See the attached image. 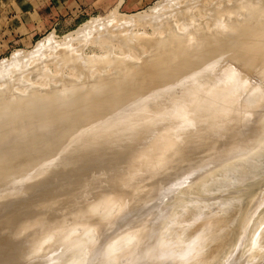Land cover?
Listing matches in <instances>:
<instances>
[{
    "label": "bare ground",
    "instance_id": "obj_1",
    "mask_svg": "<svg viewBox=\"0 0 264 264\" xmlns=\"http://www.w3.org/2000/svg\"><path fill=\"white\" fill-rule=\"evenodd\" d=\"M204 1L208 3L210 0ZM235 1L236 3L233 0V4L236 8L234 5L225 8L230 9V16L227 10V13L225 12L227 17L220 14L219 2L216 1V5L208 3L209 9L210 6H214L211 8L214 12L211 9H207L209 10L207 12L208 6L204 7L201 0H193L191 3L186 1L192 5L191 7L195 3L192 9L186 6L185 2H183L185 6L180 7L179 0H160L147 11L133 14V16L120 15L118 10L114 9L107 17L88 20L65 38L59 39L51 33L39 40L33 49L17 50L10 60L0 61V120L11 119L7 126H0V166H7L6 173L9 176H27L41 172L59 173L65 171L63 167L70 163L81 164L95 158H101V163H103L128 158L132 154L138 157V161L134 162L138 167L136 172H130L131 170L128 169L127 173L119 174L117 170L114 174L108 172L106 178L99 174L80 175L72 179V181L75 180L74 182L65 184L64 188L57 189V191L54 189V195L58 199L71 200V206L67 209L63 204H60L57 209H51V216L54 218L51 223L54 225L66 222L75 223L74 225L80 229L86 225L89 227L90 218H95V210L92 212V209L97 204H102L101 211H99L102 218L101 226L97 222L100 226V229L97 228L100 233H98L97 240L93 241L94 245L98 242L102 243L100 246L97 244L99 246L97 249L88 245L91 251L94 249L91 259L76 258L77 264H82V262L84 264H113V261H116L115 259L109 261L112 257H116L115 252V256L111 255V258L105 256L112 251V249L109 250L111 246L116 249L114 242L107 241V238L117 233L128 223L131 216L135 212H141V209L123 211V215L120 212L121 215L118 214V217L114 212L115 217H109L110 210L114 207L110 209L108 204L114 198L118 202H126L124 197L133 195V193L128 195L126 188L128 191H134L139 179H141V184L136 192L137 195L143 196L137 205H141L142 202L150 203L155 196L147 198L157 193L166 183L165 181L168 180L169 183L182 174H188L187 177L190 175L188 178L190 181L198 174L210 171L203 186H205L206 193L214 195L217 192L225 193L235 187L239 188L256 174L264 171V114L258 111L264 104V97H262L263 102L255 104L257 107L253 109L248 122H244V127L241 126L242 130L236 126L237 131L230 134L229 130L237 121V117L227 118L225 115L229 110L238 112V115L244 114L247 111L244 107L251 102L255 103L253 96L264 88V82H257H262L264 79L256 76L253 85L260 87L254 89L250 98H247L242 106L233 105L239 99V97L232 98L238 90L237 82L226 89L223 88L224 90H221L219 86L233 77L234 72L240 68H247L246 74H250L253 67L264 65V0ZM201 2L203 5L199 4ZM230 2L229 4L232 5ZM198 5L201 6L198 7ZM195 7H204L199 11L204 12L205 9L207 14L212 12L210 16L213 13L215 15L211 16V20L204 21L205 19L200 17L202 12L198 11L200 19L191 15ZM222 9L225 11L224 7ZM146 27L151 28L153 32L156 29V33L152 35V43L147 41L146 43L150 42V44L143 46L144 41L152 37L151 33L148 35L145 32V29H148ZM135 28L143 30L136 34L133 31ZM157 28H162L163 32L164 29L169 30V32L167 30L169 36L166 40L159 38L164 37L165 32H161L159 36L160 30ZM139 45L143 46V49L142 47L140 49L141 52L138 50ZM88 46L101 48L104 53L100 56L85 55L84 51ZM134 48L137 49L134 50ZM126 54L129 56L125 57ZM53 62L56 64H52L54 66L52 69L50 65ZM70 67L73 69L75 67L76 72L69 69L68 73L66 70ZM47 68L52 69L50 73ZM44 71L49 78L54 75L53 80L47 77H43L45 80L41 78L45 75ZM64 73L69 76L62 75ZM241 74L244 75L243 72ZM35 75L38 79L44 80V83L39 82L42 85L38 84ZM245 75H240L237 79L246 77ZM73 76L75 79L72 78ZM91 76L96 77L93 80L91 78L90 82L88 78ZM236 76L235 74L234 78ZM33 77L37 82L35 80V83L31 82ZM14 79H21V82L28 79L27 82L30 81L31 85L29 88H27L29 85L23 87V82L21 85L19 80L17 82V80L13 81ZM46 80L53 81L51 82L52 86H55L52 87L53 90L49 89L51 84ZM27 82L26 84H30ZM32 84L39 88L32 87ZM43 84H47L46 87ZM82 99H85L84 104L78 105ZM231 100L234 101L230 102ZM216 119L219 120L214 123ZM103 120L105 123H100ZM173 121L178 122V126L170 129L169 126ZM202 124H210L212 127L207 134L202 136L198 144H194L196 140L194 141L193 137L198 133L195 132V128ZM256 126H259L258 130ZM81 130L85 132V135L78 134L79 136L76 137ZM79 149L82 151H78ZM182 149H185L186 153L181 158L177 156L163 158L168 153L173 155L174 151ZM191 151H194L195 155H191L194 154ZM189 152L191 154H188ZM67 155L70 156L66 157ZM78 167L82 168L81 165ZM78 167H75V170H80ZM123 177L124 180H122ZM117 180L122 188L126 187L123 192L107 193L104 189L108 190L111 186L114 188ZM212 183L217 185L212 187L210 186ZM207 185H209L208 188ZM200 186L202 187V184ZM132 199L130 203H134L137 198L133 195ZM225 199L214 204L212 208L209 205L210 208H208L212 210L213 217L207 223L205 222L206 224L202 221L205 226L195 232L197 220H192V215V217L189 216L191 218H184L182 214L187 208L201 204L200 201L182 205L175 204L170 210H158L169 212L166 213L167 217L164 221L159 220V225L156 224L153 229H149L148 234H141L140 230L147 228V223L143 219L139 220V228L131 232L134 235L133 241H138L134 243L135 248L130 249L131 255L127 257V264H146L152 256L157 258L155 264H186L195 258L198 261L201 260L199 264H207L208 261L204 263L206 261L203 259L208 248L212 249L213 245L218 246L219 249L222 247L227 240L222 230L228 228L237 216L236 211L240 212L241 209H239L240 196L226 201L224 205ZM85 202H90L87 210H85L86 207L81 209ZM127 203L123 205L126 207ZM58 209H61V212ZM200 209L199 213H193L194 216L204 214ZM243 217L242 220H244ZM202 222L201 225H203ZM11 226L6 222H0V264H53L54 261L58 262L60 257L67 258L70 253L68 251L69 253L66 254V251H61L62 246H59L58 251L53 253L54 255L46 254L48 256L46 258L45 256L44 258L34 256L33 251L38 245L34 246V241L25 235L26 238L20 239V237L21 241H19L15 229ZM49 226L46 224L42 227L38 226L42 229H39L41 230L39 232L42 234L46 227L51 228ZM70 226L73 227L72 224ZM178 228L182 229L178 231ZM3 229L6 230L4 231L6 235L2 234ZM37 230L34 231L35 233H30L31 238L39 233ZM197 232H200L198 238L196 237ZM177 234L181 235L180 238H175L174 235ZM146 235L149 236L148 244L154 246L148 258L139 256V250L141 251L142 248L139 246L143 243L139 240L145 239ZM66 236L69 238L72 235ZM87 238L89 239V236ZM74 239L69 240L71 244L76 242L77 239ZM60 243L65 246L67 240L66 242L60 240ZM76 243L72 245V248L76 246ZM82 245L81 242V247ZM146 249L145 252L149 250ZM245 250L248 249H244V252ZM207 253L209 257V252ZM246 253L241 256L239 264L247 258L248 253ZM123 254L122 252L121 255ZM222 254L223 251H220L217 256L220 257ZM201 255H204V258H199ZM116 259L119 260L117 257ZM65 264L75 263L68 259ZM114 264L118 263L114 262Z\"/></svg>",
    "mask_w": 264,
    "mask_h": 264
},
{
    "label": "rangeland",
    "instance_id": "obj_2",
    "mask_svg": "<svg viewBox=\"0 0 264 264\" xmlns=\"http://www.w3.org/2000/svg\"><path fill=\"white\" fill-rule=\"evenodd\" d=\"M19 1H20L21 4H25L21 0H16V1L12 0L10 2L9 6L11 8L13 7V8L16 9V7H17L19 9L21 7V5L18 3ZM91 1L92 0L89 1L90 4H92ZM158 1H160V0H95L94 9H93L92 12L90 11V12L87 13L85 11V12L82 13V10H87V7H81V5L78 4V6H79L78 9H76V7H72L71 5H69V9H70L68 11L69 15H57V14H55V10L51 11L49 7H47L48 8V10H47V8L44 7L45 4L48 3L47 1L45 2V1H42V0H38V2L35 3V7L38 8V6H39V7L43 8L44 12H42L41 14L44 13L45 18L42 20L43 26H41V28L38 29L39 30L38 33L34 37L30 38L29 40L25 39V40H23L21 42L20 40L23 37L22 38L19 37L21 35V33L18 30V28H16L15 25L12 24V23H7V22H9L8 19H7V17H9V16L7 14L0 15V61H2L3 59L10 60L12 58L11 56H13L12 54H14L17 50H23V49L24 50H31V49H33V47L35 46V44L39 40L45 38L46 36L50 35L51 33L55 34L59 39L65 38L66 35L68 36L70 33L76 31L78 28H80L88 20H90L92 18H99V17L104 18V17H107L109 15V13H111L114 9L118 10V13L120 15L124 14V15H127V16H131V15L133 16V14L136 15V14H140V13H142L144 11H147L150 7L155 5L156 2H158ZM186 1L187 2L189 1V3H191V1H193V0H186ZM186 1L179 0L178 5L181 2L180 3V7H181V5L185 6L187 4L186 6H189L192 9L194 7L195 3L193 5V7H191L192 5L190 4L191 5L190 6L188 3H186ZM201 1H203L204 7H205V5H206V7L208 6V8H206V10L209 9V5H208L209 2H211V4L213 3V5H214L215 1L219 2L218 3V5L220 7L219 11L221 12L220 14L223 15V17H227V14H226L227 12H228V16H230V14H229L230 9L227 10L225 8H230V7H233V5H234L233 4V0H230L231 2L228 1V0L227 1L226 0H215V1L214 0H210L208 2V0H207L206 2H208V3H205L204 0H201ZM85 2H86L85 4H87V0ZM183 2H185V5L183 4ZM229 2L232 3V5L229 4ZM203 3L201 2L199 4L203 5ZM234 3H236L235 0H234ZM215 5H216V3H215ZM25 6L26 5L22 6V8H24ZM118 6H119V9H118ZM196 6H197V4H196ZM200 6L198 5V7H200ZM6 7H7V5H6ZM204 7L198 8V9L195 7L196 8L195 10H197V11H195L193 9V12L190 10L192 12V13L190 12L191 15H194L195 17L199 18L200 14H198V11L200 9L203 10ZM210 7L214 8V6H210ZM222 7H224L225 11H223V9L221 10ZM216 8H217V6H216ZM235 8H236V6H235ZM2 9H5L4 5H1V10ZM206 10L204 9V12L199 11V13L202 12L201 13L202 16H200V17L202 19L204 18L205 19L204 21H207L209 19L211 20V16L215 15V13H213L210 16V14L212 12H214L212 9H211L212 12H210L208 14L205 12ZM209 10H207V12H209ZM226 10H227V12H226ZM66 12H67V10H66ZM75 12L76 13L78 12L79 16L77 18H73L72 17L73 16L72 13L75 14ZM203 15H204V17H203ZM238 15H240V14H238ZM243 15L244 14L242 13V16ZM208 17H210V18H208ZM53 18H56L57 21L53 20ZM219 18H220V16H219ZM197 21H200V20L197 19ZM204 21L201 20V22H204ZM51 23H53V25H55V26L51 25ZM30 24H33V23H29V25ZM50 26H52V27L50 28ZM146 28H148V29L147 30L145 29V32L148 35L151 33L150 35L152 36L154 32L156 33V31H155L156 29L155 28H154L155 30L153 29L154 32L152 31L151 28H149V27H146ZM157 29H159V28H157ZM142 30H143L142 28L133 29V31L135 33L137 32L138 34H139V32L141 33ZM159 30H160V32H159L160 35H159V33H157L159 36H161V32L162 33L165 32L164 37L161 36L162 38L161 37H159V38L161 40L163 38H164V40H166L168 38V36H169V33H168L169 30L168 29H164V32L162 31L163 30L162 28L159 29ZM167 30H168V32H167ZM15 31H17V32H15ZM155 33H154V35H155ZM143 34H145V33H143ZM147 34H145V35H147ZM153 36L148 38V39H146L144 41L145 43L143 41H140V42H142V44L144 43L143 46L144 45L147 46V44H150V42H148V43H146V42L147 41H151V43H152L153 40H151V39H153ZM157 37H156V39H157ZM75 46H77V44H75ZM143 46L139 45V48L137 47L138 50H140L141 47L143 49ZM136 49L134 48V50H136ZM141 51L142 50H140V52ZM84 52H85L84 54L88 55V56H95V55H99L100 56L101 54L104 53V51L101 48H98V47H95V46H88L85 49ZM127 52H129V51L127 50ZM135 52L138 53L137 51H135ZM128 56L129 55H127L125 57H128ZM52 64H56V63L53 62V63H51V65ZM51 65H50V67H52V69H53L54 66L53 65L51 66ZM111 67H113V66H111ZM69 69H72L74 71L76 70L75 67H74V69H73V67H70V68H68L66 70L68 73L70 72ZM51 70H48V68H47V71H49L48 73H50ZM93 70L94 69H92V71ZM246 70H248V69L247 68H240L238 71L234 72L233 77H230L227 80V82H222L221 84H219V86L222 88L221 89L219 87V89L224 90L223 88L226 89L227 87L231 86V84L233 85L235 82L238 83V90L234 93L232 98L235 99L236 97L237 98L239 97V99L236 100L235 101L236 104H233V105L239 104L240 106H242V104H244L245 101H247L246 99L250 98L249 96L254 91V89H257L258 87H260L259 85H256V84L253 85V81H255L254 79L256 78V76H258V78H260V79H264V72H263L264 71V65H258V66L253 67L252 70L250 71V74H246V72H247ZM260 71H261V73H259ZM41 72H43V71H41ZM241 72H243L244 75L246 74L245 75L246 77L237 79L238 76H240V75L244 76V75L241 74ZM33 73H36V72H33ZM37 74L43 75V74H45V71H44L43 74L42 73H37ZM51 74H50V76H52ZM235 74L237 75L236 78H234ZM62 75H64V76L68 75L69 76V74H66V73H64ZM32 76H34V74L31 75V78H32ZM56 76H59V75H56ZM35 77H37V79H38L37 75H35ZM35 77H33V80H31V82H33L34 80L37 82ZM43 77L44 78L47 77L50 80L52 79V77L49 78V75L47 76L46 74L44 76H41V78H43ZM95 77L96 76H93V77L91 76V77L88 78V80L90 81L91 78L93 80V79H95ZM72 78H74V76ZM28 79H26V81L22 80L23 87H24V85H26V86L29 85L27 88L30 87V85H31L30 81H29L30 84H26ZM16 80H17V82L20 81V83L22 85L21 79L20 80L19 79H14L13 81H16ZM232 80H233V82H232ZM13 81H11V85H13L12 84ZM35 81L33 83H35ZM41 81L42 80L38 79V84L42 85V83H44L43 81H42V83H39ZM46 81H45V83H46ZM48 81H47V83L51 84V88H49L51 90L52 87H53L51 82H53V81H49V82ZM24 82H25V84H24ZM29 82H27V83H29ZM263 82L264 81H262V82L258 81L257 83H263ZM20 83H18V85H20ZM8 84H9V82H8ZM38 84L36 83V85H38ZM33 85L34 84H32V87L36 86V85H34V86ZM41 85H40V87H41ZM46 85H44V86L46 87ZM26 86H25V89H27ZM38 86H36L35 88H37ZM12 87H14V86H12ZM239 87H240V91L241 92L239 91ZM22 90L24 91L23 88H22ZM260 92L253 96V97H255L254 98V100L256 101L255 103L251 102L250 104H247L244 107V109H247V111L244 114L238 115V112H234L232 110H229L227 113H225L227 118L237 117V121L235 122V124L232 125L233 129L231 127L230 130H229L230 134H232V133L237 131V127L236 126H239V128H241V130H242V127H244L243 125L248 122L249 118H251L249 116H251V113L253 112V109L255 107H257V106H255V104L256 103L259 104V103L263 102L262 97H264V88ZM232 101H234V100H231L230 102H232ZM84 102H85V99H82V100H80L78 102V105H82V104H84ZM263 106H264V104L261 105V107L258 109V111L264 114V107ZM218 120L219 119H216L214 123H216ZM10 122H11L10 118H8L6 120H0V126H4L5 127L8 124H10ZM221 122H222V119H221ZM100 123H102V124L105 123V120L101 121ZM21 125L25 126V124H21ZM177 126H178V122L173 121L170 124L169 128L170 129H172V128L174 129ZM211 127H212V125H210V124H206V125L202 124V125L197 126L195 128L196 129L195 132L196 133L198 132V133L195 134L197 137L196 136L193 137L194 141L196 140L194 142V144H198L200 139L202 138V136L207 134ZM258 129H259V126H256V130H258ZM78 134L83 136V135H85V132L82 131V130L79 131L77 133L76 137L79 136ZM198 135H199V137H198ZM263 135H264V133H263ZM191 141H193V139ZM82 149H79L78 151H82ZM192 152L194 154H191ZM185 153H186V150L182 149L180 151H174L173 155L168 153L163 158L164 159H168L170 156H177L178 158H181L182 155H184ZM191 153L189 152L188 154L195 155L194 151H191ZM69 156L70 155H67L66 157H69ZM101 161H102L101 158H95V159H93L91 161H88L86 163H81V164L80 163H70V164H68V165L63 167V169H65V171H63V172L53 173V174H48L46 172H41V173L31 174V175H27V176H19V175L9 176L6 173V167L7 166H0V222L1 223H3V222L5 223L6 222V223L12 225L11 227H13L15 229V231H16L15 233H17L18 239L20 237H21L20 239H23V237L24 238L27 237L28 239L29 238L32 239L34 241V246L36 244L39 246V248H37L38 246H36L35 251H33V253H34L33 255L34 256L38 255V257H40V258H44V256H45V258H46V257L52 255L53 253L57 252L58 249H59V246H62L61 247L62 249H60V250L61 251H66V254H68L70 252L69 253L70 255L68 254L67 258L66 257L65 258L64 257H60L59 261L58 262L54 261L53 264H65L68 259H71V261H73V263L77 264V259L76 258H85V259L89 258V259H91V257H92L91 254H93V250H94L93 248L94 247L96 249L99 248V246L102 243V242H100V243L98 242L97 244H99V246H97V244L94 245L95 244L94 242L98 238V233H100L99 229H100V226L102 224L101 223V219L102 218L100 217L101 213L99 212V211H101L102 204L99 203L100 206H97L99 204L96 205L97 207L94 206V208L92 209V212H94L93 210H95L94 213L97 214V215L94 214V217H95L94 219L92 217L90 218L89 227L86 225L87 228L84 227V228H81V229L78 228L77 226H75L74 225L75 223H66V222H64V224L62 223L63 225L61 224L62 226L61 225L52 224L51 222H53L54 218L51 216V209L59 208L60 204H63L66 209H67V207L71 206V200L65 199V201H62V200L58 199L57 196L54 195V189H56V191H57V189L64 188V185L67 184V183H71L72 179L75 178L76 176H80V175H83V176L92 175L93 176V174H99L100 176H104L106 178L108 172L110 174H114L118 170L119 174H123V173H127L126 170H128V169L131 170L130 172H136V169L138 168L134 164V162L138 161V157L135 154L129 155L128 158L119 159L117 161L115 160V161H108V162H103V163H101ZM80 165L82 166V168L78 167ZM75 167H78L80 170H75ZM209 174H210V171L207 172V173L202 172L201 174H198L195 177V179H192L190 181L188 180L190 175L187 177L188 174H182L180 176H177L174 179H172L169 183H168V180H167V181H165L166 183L158 190L157 193H155V194H153V195H151L150 197L147 198V199H149V198H152V197L155 196L150 203L149 202H146V203L142 202L141 205H137V204L139 203L138 201L141 200V197L143 195H141V194H140L141 196L137 195V192H136L137 189L140 187L141 179L137 180V187H136V189L134 191H128V188L125 187L127 189L126 190L127 194L131 195V193H133L134 197L137 198V199L135 200L134 203H130L131 200H133L132 199L133 195L131 197H124L125 201L128 202L126 207L124 206L126 204V202H124V201L118 202L117 200H115V198H114V200L112 199L111 201H109L108 205H109L110 209L113 208V207L114 208L112 209L113 212H112V210L109 209L110 212H111V214H109V217L110 216L111 217H115L116 215L118 217L119 216L118 214H120V212H122L121 214L123 215L124 214L123 211L127 212L129 209H135V211L141 209V212H139V211L137 213L135 212L131 216V218L128 221V223H126L121 229H119V231L117 232L118 234L115 233L112 236H110L109 239L107 238V241L114 242L113 243L114 244V248H116V249H113V246H111L112 248L110 247L109 250L112 249V251L111 252L107 251L108 253L105 254V256H107V258H111V255L115 256V253H116V257L119 259V260H117L116 257H112L111 259H109V261L110 260L112 261V259H115L117 262L113 261V264H114V262L118 263V264H119V262L121 264H127V261H128L127 257H129L131 255L130 249L133 250V248H135L134 243L136 244L137 241H138V240H134L135 242L133 241L132 237L134 235H132L131 232H133L134 230L139 228L138 226H140V224L138 225V222H140L141 219H143L144 222L147 223V228H144V229L140 230L141 234H148L149 231L151 229H153V227L156 224L157 225L160 224L159 220H163L164 221L166 219V217H167L165 215L169 211H164V212L161 211V212H159L158 210H170L172 208V206L175 205V204L176 205H178V204L182 205L184 203L186 204V203H189V202H199V201H200V203L202 202L201 204H197L194 207L187 208L188 210L186 209L185 212H183V214H182V216H185L184 218H186V217L187 218H191L193 216L192 220H197V222H196L197 225L195 223V230H194V232H195L196 230H200L201 228H203L205 226V224L207 223V221L210 218L213 217L214 214H213L212 210L209 209L210 208L209 205L212 208L213 206H215L214 204H216L217 202H219L221 200H224L226 198L225 202H224V205H225L226 201H228V200L230 201V199H233V198H235L237 196H240V205H241V206L239 205L240 206L239 209L241 208L240 212L236 211L237 212V216L235 217V220L232 223L229 224L228 228H225L224 230H222L226 234V237H227L226 239L227 240H225V242L222 244V247L220 249H219L218 246L215 247L216 245L215 246L214 245L211 246L212 249H210V247H209L208 251H207V252H209V257H207L208 253L206 252V254H205L206 256L201 255L202 257L200 256L199 258H204L205 257L203 259V261H206L204 263H207V261H208L207 264H239L238 261H240V259L242 258L241 256L245 255V253L247 251L248 256H246L247 258H245V259H243L241 261V264H250V263L251 264H264V258H263V256H264V218H263L264 217V171L256 174L254 177H252L246 183H244L241 187L238 186L239 188L235 187V188H233L231 190H228L225 193L217 192L214 195L206 193L205 192V186H203V182L207 180V177H208ZM122 180H124V177L122 178ZM74 181L75 180H73L72 182H74ZM201 184H202V187L200 186ZM114 185H115L114 188L111 186L108 190H106V189H104V190L107 193H117V192H123V190L125 189V188H122L119 180L115 181ZM216 185L217 184H213L212 183L210 186L213 187V186H216ZM206 187L208 188L209 185H207ZM241 190H243V191H241ZM165 193H167V194H165ZM229 194H230V196H229ZM233 194H235V195H233ZM177 197H181V198H177ZM262 197H263V199H262ZM204 202H205V204H203ZM206 203H209V204H206ZM89 204H90V202L83 203V205L81 206V209H84L86 207L85 210H87L88 207H89L88 206ZM204 205H206V206H204ZM122 207H124V208H122ZM204 208H206V209H204ZM199 209L202 210L205 215L202 213L203 215H201V216H198L199 214L194 216V214L199 213ZM85 210H83V211H85ZM118 210H119V212H118ZM190 210H191V212H189ZM58 211L61 212V209H58ZM103 211L105 212V209H103ZM114 212H115V216H114ZM188 213H190V214H188ZM187 214H188V216H186ZM92 215H93V213L91 214V216ZM239 215H240V218H239ZM163 216H165V218ZM189 216H191V217H189ZM242 216H244L243 217L244 220H242ZM117 217H116V219H117ZM195 217H197V218H195ZM96 218H98V219H96ZM202 221L204 223L205 222L206 223L204 224ZM97 222L99 223L100 226L97 225L98 224ZM201 222H202L203 225H201ZM258 222H259V224H258ZM41 223H43L42 226H45V224H46V225H50L49 227H51V228L47 229V227H46L47 231H46V229H44L43 233L41 234L39 232V231L42 230L40 228V227H42ZM198 223H200V224H198ZM71 224L73 225V227L70 226ZM52 225H54L56 227L53 226V229H52ZM127 225H129V226H127ZM200 225H201V227H200ZM38 226H40V227H38ZM253 226L255 227V229H254ZM37 228H38V230H37ZM71 228H72V232H71ZM88 228H90V229H88ZM97 228H99V229H97ZM182 228H184V226ZM182 228H178V231L180 229H182ZM39 229H41V230H39ZM55 229H57V230H55ZM95 229H97V230H95ZM36 230L39 233H37L34 236L35 238L34 237L31 238L30 237V233H35ZM261 230H262V232H261ZM4 231H6V230L3 229V231H2L3 233L2 234L6 235L4 233ZM67 231L68 232L70 231V233H68ZM166 231H167V229H166ZM44 232H45V235H44ZM50 232H52V233H50ZM197 233H198V235H196V237L198 238L200 236V232H197ZM38 234H40V235H38ZM69 234L72 235V236L67 238L68 236H66V235H69ZM127 234H130V235H127ZM259 235H261V236H259ZM85 236H86V238H85ZM88 236H89V239L87 238ZM90 236H91V238H90ZM174 236H175V238H180L181 235L177 234V235H174ZM250 237H252V238H250ZM36 238H37V240H36ZM46 238L49 239V240H47ZM65 238L67 240V244L65 245L66 247L64 246V244H61L63 242L60 243V240L66 242V240H63ZM74 238L77 239L78 241L75 240ZM94 238H96V239L94 240ZM20 239H19V241H21ZM50 239L52 241H55V242H52ZM53 239H55V240H53ZM73 239L77 242L76 243L74 241L76 243V246L79 244L78 247H76V246L74 247V248H76V250L74 248H72V245L75 244V243H73V244L70 243V241L73 240ZM81 239H83V240H81ZM85 239L90 244L88 242H86ZM114 239H116V240H114ZM194 239H196V238H194ZM124 240H126L127 242L126 241L123 242ZM139 241H142L143 243L142 242L141 243L144 245V246L142 244H141L142 246L138 245L139 247H142L141 251L139 250V252H140L139 256L141 255V257L145 256L146 258H148L149 255L151 254L152 249H154V246L152 244H151L152 247H151V245L148 244L149 236L146 235L145 239L139 240ZM50 242H52V244ZM81 242L83 244L82 247H81ZM118 242L119 243L121 242L123 244H121V243L119 244ZM43 243H44V245H43ZM125 243H127V244H125ZM58 244H60V245H58ZM68 244H70L71 246L68 245ZM115 244H116V246H115ZM88 245L93 247L92 251H91V247H89ZM248 245H250V247ZM42 246L43 247L46 246V247L43 249ZM120 246H121V248H119ZM123 246H125V247H123ZM228 246H230V247H228ZM86 247L89 248V249H87ZM117 247H118L119 250L117 249ZM145 248H147L149 250L146 249L147 251L145 252ZM246 248L248 250H245V252H244V249H246ZM77 249H78V251H77ZM213 249H215V250H213ZM39 250L41 251V253H39L40 252ZM71 250L73 251V253H72ZM220 251H223V254L219 257V255L217 256V254ZM35 252H37V253H35ZM75 252H77V253H75ZM122 252L124 253L123 254L124 256L121 255ZM132 252L134 253V251H132ZM142 252H143V254H141ZM81 253L82 254L84 253V254L82 255ZM43 254H45V255H43ZM46 254H48V256ZM75 254H77L79 256H77ZM117 254H118V256H117ZM71 255H73L75 257H73ZM125 255H128V256H125ZM206 258H208V259L210 258V259L208 260ZM261 259H263V260H261ZM107 260H105V262H108ZM120 260H122V261H120ZM156 260H157V258L155 256H152L151 258L149 257V259L146 261V264H155ZM200 261L201 260L198 261L197 258H195L194 260L189 261L186 264H199ZM82 264H84V262H82ZM94 264H97V263H94Z\"/></svg>",
    "mask_w": 264,
    "mask_h": 264
},
{
    "label": "crops",
    "instance_id": "obj_3",
    "mask_svg": "<svg viewBox=\"0 0 264 264\" xmlns=\"http://www.w3.org/2000/svg\"><path fill=\"white\" fill-rule=\"evenodd\" d=\"M12 0H0V15H5L7 14L9 17H7L8 21L7 23H12L15 25L16 28H18V30L20 31L21 35L19 36L20 38H22L20 41L22 42L23 40L27 39L29 40L30 38L34 37L37 33H38V29L41 28V26H43V22L42 20L45 18L44 13L41 14L42 12H44L43 8L39 7H35V3L38 2V0H21L23 1L25 4H21L20 1L18 2L21 7L18 9L16 7L15 8H11L9 6L10 2ZM16 1V0H15ZM35 1V2H34ZM42 1H47L48 3L45 4V8L49 7L51 11L55 10V14L57 15H69L68 11L69 9V5H71L72 7H76V9L79 8L78 4L81 5V7H87V10H82L83 12H92L94 9V3L95 0H92V4H90V0H87V4H85L86 0H42ZM89 2V3H88ZM1 5L5 6V9L1 10ZM7 5V7H6ZM26 5L24 8H22V6ZM51 6V7H50ZM48 10V8H47ZM67 10V12H66ZM72 17L73 18H77L78 12L75 14L72 13ZM6 18V17H5ZM53 20H56V18H53ZM73 20V19H72ZM29 23H33L30 24ZM18 25V26H17ZM51 25H53V23H51ZM55 26V25H53ZM52 26H50L51 28ZM17 32V31H15Z\"/></svg>",
    "mask_w": 264,
    "mask_h": 264
}]
</instances>
